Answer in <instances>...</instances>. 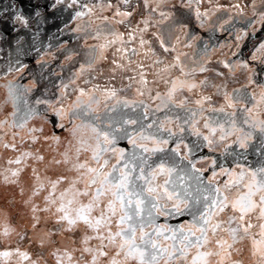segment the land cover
<instances>
[{
    "label": "rangeland",
    "instance_id": "1",
    "mask_svg": "<svg viewBox=\"0 0 264 264\" xmlns=\"http://www.w3.org/2000/svg\"><path fill=\"white\" fill-rule=\"evenodd\" d=\"M78 263L264 264V0H0V264Z\"/></svg>",
    "mask_w": 264,
    "mask_h": 264
},
{
    "label": "trees",
    "instance_id": "2",
    "mask_svg": "<svg viewBox=\"0 0 264 264\" xmlns=\"http://www.w3.org/2000/svg\"><path fill=\"white\" fill-rule=\"evenodd\" d=\"M48 167V166H47ZM49 168V167H48ZM57 168H59V169H62L61 171L62 172H66L67 171V169L65 168V167H63L62 166V164H61V166H56V169ZM47 171H49L48 169H47ZM38 176L41 178V180H40V183L43 185L45 182H47V181H51V174L48 172L47 174H38ZM27 177V175L26 176H24L23 178H26ZM67 178H69V176L67 177ZM53 179L54 180H57V179H59L60 180V178L58 177V176H54L53 177ZM46 193V192H45ZM22 196V198L23 199H26V200H28V202H31V203H33L32 205H33V207L35 208V210L36 209H38V208H40L42 211H45L48 207H50L51 206V197L49 198V197H47L46 198V195L45 196H43V192H42V190H39V193H38V200H37V202H34L33 200L35 199V198H37V196H35V195H33V194H28V195H26V196H24L23 194L21 195ZM20 196V197H21ZM32 198H34L33 200H31ZM54 199H57V198H54ZM39 201V202H38ZM48 202H50V205L48 206ZM31 203L29 204V206H27L26 205V207H30V206H32L31 205ZM19 205H17V206H14L15 208H13V211H12V214L14 215V216H17L18 218L20 217V218H22V220H21V222L22 221H24L25 219H26V221L27 220H29V216H30V212H29V216L27 215L26 216V218H24V212H21L22 210H21V208H20V206L18 207ZM46 206H48V207H46ZM33 208V209H34ZM31 210V213L32 212H34V210ZM18 224V223H17ZM24 225V224H23ZM79 264V263H78Z\"/></svg>",
    "mask_w": 264,
    "mask_h": 264
},
{
    "label": "snow or ice",
    "instance_id": "3",
    "mask_svg": "<svg viewBox=\"0 0 264 264\" xmlns=\"http://www.w3.org/2000/svg\"><path fill=\"white\" fill-rule=\"evenodd\" d=\"M142 255V254H141Z\"/></svg>",
    "mask_w": 264,
    "mask_h": 264
}]
</instances>
